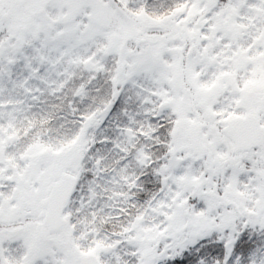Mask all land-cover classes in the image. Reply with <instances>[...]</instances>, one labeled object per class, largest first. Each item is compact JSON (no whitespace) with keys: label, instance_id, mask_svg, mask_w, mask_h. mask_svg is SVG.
<instances>
[{"label":"snow or ice","instance_id":"snow-or-ice-1","mask_svg":"<svg viewBox=\"0 0 264 264\" xmlns=\"http://www.w3.org/2000/svg\"><path fill=\"white\" fill-rule=\"evenodd\" d=\"M0 264H264V0H0Z\"/></svg>","mask_w":264,"mask_h":264}]
</instances>
